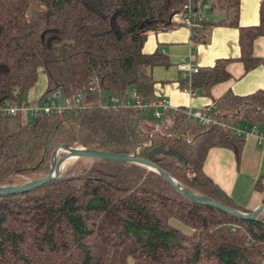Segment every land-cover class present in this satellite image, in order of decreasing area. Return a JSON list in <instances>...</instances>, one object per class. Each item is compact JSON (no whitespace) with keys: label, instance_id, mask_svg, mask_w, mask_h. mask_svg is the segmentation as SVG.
<instances>
[{"label":"trees","instance_id":"16d2710c","mask_svg":"<svg viewBox=\"0 0 264 264\" xmlns=\"http://www.w3.org/2000/svg\"><path fill=\"white\" fill-rule=\"evenodd\" d=\"M189 1L207 2L222 15L202 19L192 41L205 44L213 27L231 28L239 55L197 68L180 82L182 90L209 96L212 86L230 79L226 67L233 61L244 72L264 73V57L253 55L254 41L264 37V0L258 23L247 27L239 24L240 0H0V109L6 102L31 105L39 73L45 88L38 103L56 90L65 100L85 96L81 111L0 115V187L46 177L62 145L142 159L173 150L185 164L161 155L151 162L193 194L251 212L234 205L203 164L214 148L230 150L239 162L244 138L231 128L264 133V88L213 99L204 109L207 124L183 108L154 116L152 69L169 62L160 51L144 54L143 44L150 32L182 27L177 15ZM133 96L146 107L133 105ZM112 97L118 105H107ZM263 243L264 211L245 221L195 204L136 164L78 158L56 180L0 196V264H261Z\"/></svg>","mask_w":264,"mask_h":264},{"label":"crops","instance_id":"0c3cea01","mask_svg":"<svg viewBox=\"0 0 264 264\" xmlns=\"http://www.w3.org/2000/svg\"><path fill=\"white\" fill-rule=\"evenodd\" d=\"M259 1L240 0V26L247 27L258 23ZM198 4L207 7L203 12L205 22H216L222 18L221 13L212 12L211 15L207 2ZM155 51L166 55L169 65L152 69L153 95L156 101H168L170 109L183 108L190 112H200L210 107L213 99L227 91H232L237 96H245L264 88V73L261 67L244 72L242 65L233 61L226 67L230 79L212 86L209 96L181 89L180 82L187 81L192 74L179 69L181 61L197 68H206L212 67L216 60L238 57L237 32L234 29L213 27L209 41L204 45L195 44L190 31L183 26L169 31L150 32L142 52L150 55ZM253 55L257 58L264 57V37L254 41ZM39 97L30 95L27 102L31 105H42L43 102L38 103ZM203 172L234 205L253 211L264 203V140L254 133L246 135L238 163L228 149L209 150L203 164ZM257 185L259 189H256Z\"/></svg>","mask_w":264,"mask_h":264},{"label":"water","instance_id":"95a60500","mask_svg":"<svg viewBox=\"0 0 264 264\" xmlns=\"http://www.w3.org/2000/svg\"><path fill=\"white\" fill-rule=\"evenodd\" d=\"M60 149L67 151V154L70 153L72 156L75 157V159L89 158V159H96L100 161L136 164V165L147 167L150 170L158 173L168 184L171 185V187L175 189L177 193H179L181 196H183L188 201L193 202L198 205H204V206L215 208L227 215H230L240 220L253 221L264 211V203L249 213H242L234 209H231L227 206H224L218 202H215L211 199L193 194L189 190L185 189L184 187L176 183L166 172H164L162 169H160L159 167H157L155 164L151 162V160L154 157L161 155V156H166V157H172L176 159L178 162L185 164L184 158L180 156L178 153H176L175 151L173 150L163 151L162 149L153 150L146 156V159H142V158L137 157L136 155H132V156L119 155V154L105 153V152H100V151H95V150L84 149V148H71L70 146L62 145V146L57 147L53 151L51 163H50V169L46 177L26 183L24 185H20V186L0 187V196H12V195H17V194H24L33 189L41 187L53 180L58 179L60 176V172H61L58 166L67 157V154H66L60 159L58 160L56 159L57 153Z\"/></svg>","mask_w":264,"mask_h":264},{"label":"built area","instance_id":"2783aa9c","mask_svg":"<svg viewBox=\"0 0 264 264\" xmlns=\"http://www.w3.org/2000/svg\"><path fill=\"white\" fill-rule=\"evenodd\" d=\"M207 7L201 4H194L191 1H189L187 4H185L180 12L178 13V18L182 21L183 26L187 28L190 33L192 34V31L198 29L201 27V22L203 21V12ZM179 69L188 71L190 73H196L197 67L192 66L191 64H186L183 61L179 64ZM133 101L132 104L140 107L141 109H144L146 106L140 104L136 99H134V96L132 97ZM85 99L84 94H77L73 97L72 100H65L60 91L56 90L52 93H50L48 100L46 103L42 105H27L25 102H20L17 104H11L9 102H6L4 106L0 109V115L3 117H9V116H15L18 113H25L28 118H36L38 116H46V115H56L60 114L62 111L66 109H75V110H83L84 106L82 105L83 101ZM63 101V104H62ZM109 104L111 106L118 105V100L115 97H112L108 100ZM105 105V106H107ZM128 105V104H127ZM152 106L154 107V116L155 118L160 117V112L164 110H168L169 103L165 99H161L158 101H155ZM205 110H202L200 112H190L187 111L186 114L193 118L194 120L198 121L202 124L210 123V119L206 116L204 113ZM214 124H216L214 122ZM235 135L239 138H245L246 135L249 133L256 134L261 140H264V133L259 131L255 126L248 128L246 126L242 127H236L231 128ZM263 254H264V243H263ZM261 264H264L262 262Z\"/></svg>","mask_w":264,"mask_h":264},{"label":"rangeland","instance_id":"374dc122","mask_svg":"<svg viewBox=\"0 0 264 264\" xmlns=\"http://www.w3.org/2000/svg\"><path fill=\"white\" fill-rule=\"evenodd\" d=\"M214 12V11H213ZM220 13V12H218ZM211 15H212V12H211ZM210 15V16H211ZM209 16V17H210ZM207 44V43H206ZM198 45H204V44H198ZM44 85H45V77L42 73H39V77H38V82L36 84V86L29 92L28 96L32 95V96H35V97H39V95L43 92L44 90ZM62 104H63V101H62ZM67 154V151L63 150V149H60L57 153V156H56V159H60L61 157H63L64 155ZM69 157V153L67 154V157L63 160L62 162V165L64 164V162L68 159ZM77 159H74L72 161H70L68 164H66L65 166L62 167L61 169V172L68 166H70L71 164H73ZM173 225L179 227V228H183L181 225L173 222L172 223Z\"/></svg>","mask_w":264,"mask_h":264},{"label":"bare ground","instance_id":"6f19581e","mask_svg":"<svg viewBox=\"0 0 264 264\" xmlns=\"http://www.w3.org/2000/svg\"><path fill=\"white\" fill-rule=\"evenodd\" d=\"M74 159H75V157L72 156V155L69 153V157H68V159L64 162V164L62 165V162L59 164V166H58L59 170H61L63 166H65L66 164H68L70 161H72V160H74ZM70 163H71V162H70Z\"/></svg>","mask_w":264,"mask_h":264}]
</instances>
